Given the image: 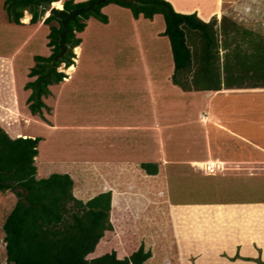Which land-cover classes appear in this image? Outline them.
<instances>
[{
	"label": "rangeland",
	"instance_id": "obj_1",
	"mask_svg": "<svg viewBox=\"0 0 264 264\" xmlns=\"http://www.w3.org/2000/svg\"><path fill=\"white\" fill-rule=\"evenodd\" d=\"M168 2L177 13L199 14L204 20L212 14L203 22L215 20L221 73L226 56L253 53L252 42L264 40V0H217L215 14L211 0ZM3 3L0 0V126L11 138L42 139L34 160L36 179L68 174L72 194L82 202L110 192L111 206L131 212L137 240L151 253L144 264H195L191 249L196 264H264L263 248L256 243L251 245L252 257L240 256V244L229 257L223 250L229 244L211 239L207 247L197 242L196 233L183 243L175 219V213L190 209L264 207V87L247 88L246 80L243 88L184 92L171 87L172 69L164 68L152 74L158 84L151 89V74L144 72L143 63L149 67L150 60L155 65L167 60L171 67L168 40L161 33L163 19H134L128 9L112 4L101 9L107 24L93 17L86 21L77 71L72 67L65 74L64 64L57 69L73 76L66 92L59 91L65 80L52 86L43 99L49 111L43 110L42 119L31 116L26 102L30 92L24 86L34 80L28 77L33 57L51 54L48 27L43 25L49 11L36 25L20 20L17 26L8 21ZM61 3L63 7L64 0ZM193 41L190 48L199 49V38ZM60 93L63 101L57 105ZM103 148H133L132 156L138 159L113 167L105 164L113 151L104 153ZM141 163H156L157 175H147ZM17 200L12 191L0 193L1 264H7L3 224ZM196 243L200 249L192 248ZM217 255L223 259L218 261Z\"/></svg>",
	"mask_w": 264,
	"mask_h": 264
},
{
	"label": "trees",
	"instance_id": "obj_2",
	"mask_svg": "<svg viewBox=\"0 0 264 264\" xmlns=\"http://www.w3.org/2000/svg\"><path fill=\"white\" fill-rule=\"evenodd\" d=\"M94 1L97 0L80 3L66 0L63 12L85 8ZM112 4L128 9L134 19L152 20L161 15L162 36L168 40L172 62L171 83L182 91L217 92L222 86L243 88L246 80H249L247 88L264 87V40L252 42L253 53L234 52L226 56L222 77L213 29L215 20L205 23L198 14L202 21L196 14L177 13L166 0H106L68 24L67 50L56 61L53 58L59 53L62 25L52 15L43 21L48 27L47 47L51 54L33 57L34 66L28 77L34 80L24 86L30 92L26 102L31 116L42 119L43 110L49 111L43 99L50 96V87L66 78L57 70L61 64L65 74L73 67V51L81 43L76 35L84 31L86 21L92 17L107 24L101 9ZM50 6L60 9L61 0H4L3 3L8 21L17 26L26 14L31 15L30 25H36ZM193 37L199 38V49L192 50L188 45L194 43ZM41 140L27 136L12 139L0 126V193L12 191L18 198L3 224L7 264H144L150 259L151 253L144 251L143 244L137 240L131 212H117L111 206L110 192L82 202L73 196L74 183L68 174L36 179L34 160ZM140 168L147 175H157L156 163H141ZM191 210L194 209L182 215L175 213L183 243L188 241L187 236L191 239L190 235L196 233L197 242L206 243L207 247L211 239L229 244L223 250L230 257L238 244L241 255L245 256L253 252L251 245L256 243L263 248L264 260V207L197 213ZM208 221L211 223L206 224ZM207 234L212 237L206 238ZM196 244L195 248L200 249L199 243ZM216 257L221 261L222 257Z\"/></svg>",
	"mask_w": 264,
	"mask_h": 264
},
{
	"label": "crops",
	"instance_id": "obj_3",
	"mask_svg": "<svg viewBox=\"0 0 264 264\" xmlns=\"http://www.w3.org/2000/svg\"><path fill=\"white\" fill-rule=\"evenodd\" d=\"M66 0H64V2H65ZM85 1H87V0H74V2L75 3H80V2H85ZM166 1H168V0H166ZM217 4V0H211V5L213 6V8H212V10L214 11L213 13L215 14L216 13V11H218V10H216L215 8H216V5ZM202 9V8H201ZM200 9V10H201ZM182 10H184V7L182 8ZM181 14H183V13H181ZM190 14H192V13H190ZM199 15V14H198ZM212 16V14L210 13V16L208 17V18H206L205 19V21H207L210 17ZM215 16V15H214ZM146 20V19H145ZM163 30H164V28H163ZM163 31L161 30V33H162ZM79 35V38H80V36H81V34H78ZM156 35H160L159 33H156ZM153 36H155L154 34H153ZM81 39V38H80ZM82 39H81V43L78 45L79 46V49H80V54L79 55H76L75 53H74V55H75V58L73 59V67H74V71L76 72L77 71V68H78V66L80 65L79 64V60H80V58L82 57V54H83V49H82ZM170 52V51H169ZM170 54V53H169ZM146 56V55H145ZM147 58V57H146ZM143 62L145 61L144 59L142 60ZM167 60H165V64L163 65V61H162V63H160V65L162 64V66H160L159 65V63L158 64H153L152 63V61L150 60V66L149 67H151L152 68V70H151V68H149L148 67V65H145L146 63L144 62L143 63V67H142V69L144 70V72L145 73H147V74H151V76L150 75H148V78L150 79L149 80V82H150V88L152 89V88H154L158 83L154 80V78H152V74L153 73H156V74H159V73H161V71H163L164 70V68H166V69H172V62H171V67H170V64H168L167 62H166ZM170 61H171V56H170ZM141 66V65H140ZM173 70V69H172ZM171 75H172V71H171ZM67 76V75H66ZM71 77V78H70ZM72 75L71 76H69V77H67L68 79L70 78V82L72 81ZM67 78H65L64 80L66 81L65 83H64V87L63 88H59V91L60 90H63V92H66V90L68 89V85H70V82H69V80H67ZM159 81H161V80H159ZM61 84V83H60ZM54 86H56V85H54ZM171 87L172 88H174V87H176V86H174V85H172V83H171ZM53 88V87H52ZM51 87H50V90L52 89ZM179 89V88H178ZM62 94L63 93H60V94H58V102L56 101V103H57V105H58V103H59V101H60V103L62 104V101H63V99H62ZM150 104L152 105V103L154 102L153 100V92H152V90L150 91ZM64 103H67L66 102V100H64ZM151 111H152V109H151ZM203 121V120H202ZM126 128H128V127H126ZM130 128V127H129ZM17 137H19V136H17ZM16 137V138H17ZM27 137H32V138H34V136H27ZM12 139H14V138H12ZM107 149H110V150H112L113 152V154H114V157L112 158H106L105 159V164H108V165H110V166H113V167H115V166H117V164L116 163H127L128 161L129 162H135V160H137L138 158L136 157V156H132V150H133V148H124V151L122 152L121 150H122V148H118V150L116 151V149L115 148H103V152L105 153H107ZM134 149H136V148H134ZM143 156L145 157L144 159H147V155L145 154L144 155V153H143ZM143 156H139L140 158H142ZM86 163H88V161L86 162ZM208 164H214L213 162H209ZM116 168H119V167H116ZM47 178V177H46ZM196 205V204H195ZM180 232H178V236L177 237H180ZM193 249L195 248V246L194 247H192ZM252 249H253V247H251ZM190 252V255H193V257H194V259H195V264H196V252L195 251H193L192 249L189 251ZM235 253H236V248H235V250H234V254H233V256L235 255ZM253 253H255V251H254V249H253V252L252 253H250V254H245V256H248V257H252V255H254ZM183 255V254H182ZM229 257H230V255H228ZM240 256H242L241 255V250H240ZM245 256H242V257H245ZM183 257V256H182ZM184 257H186V258H188L189 257V254H188V252H187V256L186 255H184ZM227 259V258H226ZM183 261H184V263H185V260L183 259ZM237 261V260H236ZM235 261V262H236ZM238 261H240V262H243V263H249V264H256V263H254V262H251V261H243V260H238ZM187 262V261H186ZM231 262H233V261H231Z\"/></svg>",
	"mask_w": 264,
	"mask_h": 264
},
{
	"label": "water",
	"instance_id": "obj_4",
	"mask_svg": "<svg viewBox=\"0 0 264 264\" xmlns=\"http://www.w3.org/2000/svg\"><path fill=\"white\" fill-rule=\"evenodd\" d=\"M106 0H97L89 4L85 8L76 9L68 13L63 12L62 9H57L51 6L49 15H52L55 19L59 20L62 25V30L59 37V53L53 58L54 61L60 59L66 53V35L68 33V24L75 20L76 17L82 16V14L89 12L93 7L103 4Z\"/></svg>",
	"mask_w": 264,
	"mask_h": 264
},
{
	"label": "bare ground",
	"instance_id": "obj_5",
	"mask_svg": "<svg viewBox=\"0 0 264 264\" xmlns=\"http://www.w3.org/2000/svg\"><path fill=\"white\" fill-rule=\"evenodd\" d=\"M22 21H23L24 23H29V21H30V15L27 14V15L25 16V18L22 19ZM77 49H79V48H77ZM77 49H75V51H77ZM70 156H71V155H70Z\"/></svg>",
	"mask_w": 264,
	"mask_h": 264
}]
</instances>
